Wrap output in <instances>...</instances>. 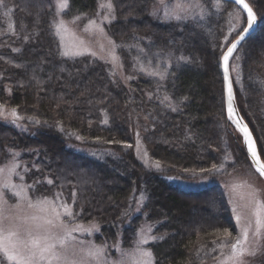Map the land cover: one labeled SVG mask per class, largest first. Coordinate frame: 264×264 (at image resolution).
I'll return each mask as SVG.
<instances>
[{"label":"trees","instance_id":"trees-1","mask_svg":"<svg viewBox=\"0 0 264 264\" xmlns=\"http://www.w3.org/2000/svg\"><path fill=\"white\" fill-rule=\"evenodd\" d=\"M0 1V105L28 126L0 119V165L16 159L32 199L63 200L76 222L97 224L98 243L131 248L150 224L154 264H209L231 250L238 232L220 186L189 191L168 181L253 166L226 111L225 14L202 33L196 23L176 29L156 21L153 0H112L115 19L107 30L127 66L129 78L122 79L102 60L64 53L52 0ZM99 4L69 0L65 17L93 16ZM250 5L259 25L234 56L238 72L234 61L230 68L264 162V0ZM10 19L18 35L10 34ZM147 43L181 57L167 82L134 72L136 52ZM134 118L147 125L152 166L132 146Z\"/></svg>","mask_w":264,"mask_h":264},{"label":"rangeland","instance_id":"rangeland-1","mask_svg":"<svg viewBox=\"0 0 264 264\" xmlns=\"http://www.w3.org/2000/svg\"><path fill=\"white\" fill-rule=\"evenodd\" d=\"M152 17L163 24H170L176 29H184L192 23H196V27L202 30V33H207L210 20L213 22L218 18L219 14H225L227 18V33L223 39V44L226 50L232 43L243 33V29L247 27V16L239 7L227 6L223 1L226 0H153ZM254 0H245L246 3ZM59 0H52V14L53 27L56 34H58L64 53L70 57L77 56H91L102 60L109 65L112 72L122 79L129 78L127 66L122 57L117 52V46L110 37L107 27L115 19V12L112 0H100L99 9L93 16H79L73 19L65 17V12L68 9L58 8ZM111 3L112 8L109 10L106 5ZM69 5V0H67ZM5 5V2L0 1V7ZM102 5H105L102 7ZM178 5L180 7H178ZM7 7V8H6ZM5 7L7 15L12 14L13 8L9 5ZM10 13V14H9ZM177 15L180 17L177 19ZM63 22V28L58 31V26ZM94 22V23H93ZM11 35H18L16 26L13 25L12 20L8 21ZM212 23V22H211ZM102 29V31H101ZM236 36V38H235ZM145 48H139L137 58L133 61L134 72H140L141 75L156 78L161 82H167L170 71L180 65L181 57L177 53L162 52L155 49L151 44H145ZM225 50V52H226ZM115 57V59H113ZM235 72H238L239 56L234 57ZM132 66V67H133ZM231 69V68H230ZM234 72V73H235ZM235 73V74H236ZM232 75V70H231ZM164 100L171 96L163 93ZM0 119L8 125H13L19 129L25 128V123L20 121V117L13 115V110L8 107L0 105ZM28 127V126H26ZM132 129V146L135 149L140 159L147 165H150L148 160V149L144 139L147 125L142 122V118H134L130 122ZM149 128V127H148ZM16 159H12L5 164L0 165V207L5 210H12L15 212V205L21 203L20 198L15 195V192L23 189L28 200L33 203L36 201H50L59 213L61 219L68 226V229H80L71 232V239L67 240V251L71 258L77 261L82 258L85 259V264H130L131 261L140 259L147 260L143 257V252H150L147 248L148 243L153 240L152 227L148 223H144L138 233L137 239L133 242L131 248H124L119 243L101 244L96 240L99 233V227L96 223L76 222L73 215L65 216L64 206L68 205L63 200H56L54 198H45L34 200L29 194L27 185H25L24 176L21 172L22 166ZM15 166L14 172L9 174V169ZM171 185L181 188L183 190L196 191L207 189L213 185H219L222 191V196L225 200L232 219L237 227V237L240 236L241 231L245 227H249V238L244 245L249 249L241 257L242 264H261L264 260V228H261L260 235L255 236L256 217L255 211L259 205H264V178L258 174L255 168L251 165L240 167L235 171L227 173L222 176H211L197 180H187L180 178L168 179ZM5 183L15 185V188L4 187ZM6 201L7 203H3ZM24 212L21 214H36L41 216H49L50 213H35L34 210L27 209V201H23ZM226 207V208H227ZM71 209V208H70ZM227 209V210H228ZM136 211H139L136 210ZM72 212V210H71ZM240 217L239 221L237 217ZM41 221H38V223ZM5 228L8 229L14 226V223L9 220L4 221ZM49 231L53 237H63L66 229L60 227L48 226ZM35 231L33 235H37ZM43 235L44 233H39ZM236 237V238H237ZM235 238V241H236ZM143 241V242H142ZM121 243V242H120ZM235 243V242H234ZM89 249L101 250L99 260L85 257ZM75 255H72V254ZM231 250H225L223 255H218L209 264H233L228 260L231 255ZM152 254V253H151ZM0 264H13L0 253ZM151 264L153 256L151 255Z\"/></svg>","mask_w":264,"mask_h":264},{"label":"snow or ice","instance_id":"snow-or-ice-1","mask_svg":"<svg viewBox=\"0 0 264 264\" xmlns=\"http://www.w3.org/2000/svg\"><path fill=\"white\" fill-rule=\"evenodd\" d=\"M236 3L241 5L247 12V27L242 31L248 33L249 30L253 29L256 25L257 17L245 0H236ZM67 6V0H59V9H65ZM104 6L105 5H102V7ZM106 7L111 10V3H108ZM178 7L180 6L178 5ZM176 18L179 19L180 17L177 15ZM63 27V22H61L58 26V31ZM240 39H244V37L241 36ZM238 42L239 41L233 43L228 49L227 54L224 56L226 82L228 81V58L231 56L232 51L237 47ZM113 59H115V57H113ZM227 95L228 112L231 118L234 109L232 104V86L230 82L227 84ZM13 115H15L14 110ZM240 130L244 133L249 152L256 162L257 171L264 176V163H261L255 144L251 139V134L248 132L246 126L242 127ZM158 166L159 165L157 164V167ZM14 170L15 166L9 169V174L14 172ZM0 172H2V170H0ZM49 183H51V181H49ZM3 186L12 188L16 187L9 183H5ZM15 195L19 197L21 201V203L15 205V212L0 207V253H2L8 261L13 262V264H85V259L82 258L77 261L76 259L71 258L67 251V240L72 238L71 232L80 229H68V226L61 219V213L57 211L56 207L52 205L50 201H36L33 203L31 200H28L25 194H23V189L16 191ZM23 201H27V209L34 210L35 213H50L51 217H54V219L49 218V216L36 214H21L24 212ZM3 203L7 202L3 201ZM64 209L63 215L70 217L72 215L71 209L67 206H64ZM254 214L256 217V230L254 235L259 236L261 228H264V205H259ZM239 219L240 217L238 216L237 220L239 221ZM5 220L12 221L14 226L6 229L4 225ZM38 221L41 222L38 223ZM48 226H58L66 229L64 236L62 238L53 237ZM34 231L38 234L33 235ZM39 233L44 234L41 235ZM226 235H231V233H226ZM248 238L249 227H245L242 229L240 236L236 238L235 243L231 245L232 253L228 257V260L232 261L233 264H242L241 257L246 253L255 254L254 252L249 253V249L244 246L247 243ZM100 253L101 250L99 249H89L85 254V257L99 260ZM72 255L75 254L73 253ZM151 255L150 252H143L142 256L147 257V260L137 259L131 261L130 264H151Z\"/></svg>","mask_w":264,"mask_h":264},{"label":"water","instance_id":"water-1","mask_svg":"<svg viewBox=\"0 0 264 264\" xmlns=\"http://www.w3.org/2000/svg\"><path fill=\"white\" fill-rule=\"evenodd\" d=\"M228 2H232L234 3L235 5H237L239 8H241L244 13L246 14L247 16V12L246 10L239 4L236 3V0H226ZM248 4V3H247ZM249 5V4H248ZM249 7H251L249 5ZM251 9L253 10V8L251 7ZM253 12L255 13L256 17H257V22H256V25L254 26L253 29L249 30L248 33H242L233 43H236L237 41H239L237 43V47L232 51V54L231 56H229L228 58V62H227V67H228V81L226 82L225 81V62H224V56L227 54L228 52V49L231 47H229L226 52L223 54L222 58H221V63H222V72H223V79H224V86H225V101H226V111H227V115H228V118L235 124V126L239 129V131L241 132L242 134V138H243V145L247 151V154L249 156V159L251 161V164L253 165V167L255 168V170L257 171V165H256V162L255 160L253 159L251 153L249 152V149H248V144L245 140V136H244V133L240 130L242 127L246 126L247 127V130L248 132L251 134V139L252 141L254 142L255 144V147H256V151L257 153L259 154L260 156V160H261V163H264L262 158H261V155H260V152H259V148H258V144H257V141H256V138L252 132V129L250 128V126L248 125V123L245 121V119L243 118L240 110H239V107H238V104H237V100H236V95H235V90H234V84H233V79H232V75H231V69H230V65H231V61L232 59L234 58V56L236 55V53L239 51V49L242 47V45L255 33L258 25H259V18L256 14V12L253 10ZM243 36L244 39H240V37ZM232 43V44H233ZM231 83V86H232V93H233V101H232V104H233V109H234V112L233 114L231 115V118H230V114L228 112V95H227V84L228 83ZM258 172V171H257ZM259 173V172H258ZM260 174V173H259ZM260 176H262L260 174ZM264 178V176H262Z\"/></svg>","mask_w":264,"mask_h":264}]
</instances>
